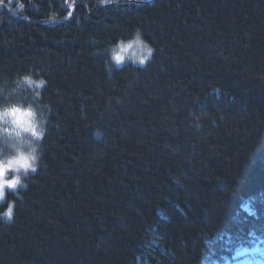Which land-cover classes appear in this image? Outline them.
Here are the masks:
<instances>
[{"label": "trees", "instance_id": "trees-1", "mask_svg": "<svg viewBox=\"0 0 264 264\" xmlns=\"http://www.w3.org/2000/svg\"><path fill=\"white\" fill-rule=\"evenodd\" d=\"M144 1L0 0V79L41 73L53 108L0 264L264 252V0ZM136 29L151 60L109 79L107 46Z\"/></svg>", "mask_w": 264, "mask_h": 264}, {"label": "clouds", "instance_id": "clouds-1", "mask_svg": "<svg viewBox=\"0 0 264 264\" xmlns=\"http://www.w3.org/2000/svg\"><path fill=\"white\" fill-rule=\"evenodd\" d=\"M21 7L17 2L16 8ZM153 51L139 29L118 38L104 52L108 78L124 66L143 68ZM47 84L41 73L33 71L0 79V220L5 222L13 219L7 215L9 210L14 215L15 202L9 195L27 190L30 178L41 167L53 113L51 103L43 99Z\"/></svg>", "mask_w": 264, "mask_h": 264}, {"label": "rangeland", "instance_id": "rangeland-1", "mask_svg": "<svg viewBox=\"0 0 264 264\" xmlns=\"http://www.w3.org/2000/svg\"><path fill=\"white\" fill-rule=\"evenodd\" d=\"M237 255L239 256V258H237L233 264H263L260 261H258L256 259V257L251 258V257L247 256L245 249H240L237 252Z\"/></svg>", "mask_w": 264, "mask_h": 264}, {"label": "water", "instance_id": "water-1", "mask_svg": "<svg viewBox=\"0 0 264 264\" xmlns=\"http://www.w3.org/2000/svg\"><path fill=\"white\" fill-rule=\"evenodd\" d=\"M149 1H151V0H145L144 2H149ZM10 13V12H9ZM10 15L13 17V18H15V19H17V20H22V21H25V22H39V21H36V20H32V19H26V18H22V17H19V16H15V15H13V14H11L10 13Z\"/></svg>", "mask_w": 264, "mask_h": 264}, {"label": "snow or ice", "instance_id": "snow-or-ice-1", "mask_svg": "<svg viewBox=\"0 0 264 264\" xmlns=\"http://www.w3.org/2000/svg\"><path fill=\"white\" fill-rule=\"evenodd\" d=\"M8 216L12 217L13 216V212L12 210H9L8 213H7Z\"/></svg>", "mask_w": 264, "mask_h": 264}]
</instances>
